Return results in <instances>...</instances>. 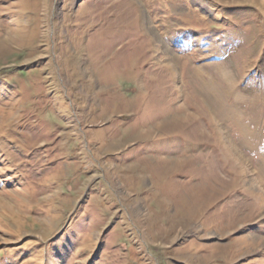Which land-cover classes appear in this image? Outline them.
<instances>
[{
	"label": "rangeland",
	"instance_id": "rangeland-1",
	"mask_svg": "<svg viewBox=\"0 0 264 264\" xmlns=\"http://www.w3.org/2000/svg\"><path fill=\"white\" fill-rule=\"evenodd\" d=\"M264 0H0V264H264Z\"/></svg>",
	"mask_w": 264,
	"mask_h": 264
},
{
	"label": "bare ground",
	"instance_id": "bare-ground-1",
	"mask_svg": "<svg viewBox=\"0 0 264 264\" xmlns=\"http://www.w3.org/2000/svg\"><path fill=\"white\" fill-rule=\"evenodd\" d=\"M263 4H264V2H263ZM264 11V10H263Z\"/></svg>",
	"mask_w": 264,
	"mask_h": 264
}]
</instances>
